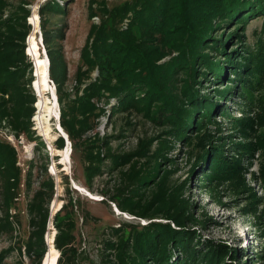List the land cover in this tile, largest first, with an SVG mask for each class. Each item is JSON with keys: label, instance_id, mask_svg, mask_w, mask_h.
<instances>
[{"label": "trees", "instance_id": "1", "mask_svg": "<svg viewBox=\"0 0 264 264\" xmlns=\"http://www.w3.org/2000/svg\"><path fill=\"white\" fill-rule=\"evenodd\" d=\"M67 4L44 0L37 16L31 15L29 3L5 13L9 5L0 0V129L9 128L15 136L36 142L39 153L45 150V141L34 135L30 121L34 115L43 136L54 119L50 110L42 109H50L53 102L34 36L39 17L48 84L55 88L59 124L70 142L71 159L81 163L87 188L96 177L115 174L117 183L100 194L120 213L146 221L111 228L114 240L103 243L105 255L99 264H236V250L201 241L199 230L211 220L199 219L184 194L187 181L195 178L213 199L228 190L247 195L250 204L258 202L245 175L256 163L257 172L251 175L264 186V39L251 50L243 32L251 18L263 17L264 23V0H128L112 8L90 9L89 18L99 16V22L90 25L71 91L63 48ZM229 26L232 31H226ZM28 35L27 52L36 68L26 54ZM111 100L115 101L111 114L133 109L164 129L153 151L149 141L135 151L118 153L111 145L115 136L96 131ZM228 101L234 103L233 111L222 105ZM197 136L191 177L171 183L175 165L169 155ZM53 146L64 154L63 138L58 136ZM43 160L45 179L28 207L32 231L25 242L35 264L46 250L43 237L54 195V180L45 169L49 159L45 155ZM15 163L14 148L0 139V180L6 196L10 182L19 186ZM63 180L69 185L67 176ZM59 206L54 201L52 211ZM75 207L79 208L77 199L68 198L52 217L56 234L47 235L50 248L43 264H78ZM0 210L7 215L8 208ZM1 219L0 234L11 231L10 222Z\"/></svg>", "mask_w": 264, "mask_h": 264}, {"label": "rangeland", "instance_id": "2", "mask_svg": "<svg viewBox=\"0 0 264 264\" xmlns=\"http://www.w3.org/2000/svg\"><path fill=\"white\" fill-rule=\"evenodd\" d=\"M43 1L5 0L9 5L5 13L21 3H29L30 5L27 7L30 9L31 15L36 14L38 16L37 10ZM125 1L128 0H67V15L64 18L67 23V31L63 48L68 70V91H71L75 85L74 74L81 64L80 51L84 46L90 25L92 23L98 24L99 22V16L89 18L90 9L95 11L101 7L112 8ZM37 19V34L34 36L39 44L38 58H44L45 53L41 42L39 17ZM28 20L29 18L27 19V24ZM263 27V17H254L248 20L243 35L245 36L244 44L251 50L256 47L260 39H264ZM226 31H232L231 26ZM29 35L26 38V52ZM95 75V73L92 74L93 77ZM46 81L48 83V80ZM213 85L214 83L207 85L205 93L208 94ZM47 88L49 96L52 98L54 87H50L48 84ZM54 99L55 107L52 103L50 109H42L44 111L50 110L54 119H56L59 106L57 108L56 97ZM113 104H115V101L111 100L110 104L106 106V114L99 118L96 131L101 136H115L111 145L113 150L118 153L135 151L140 144H148L149 141H151L149 144L150 149L153 151L157 146L158 140L156 139H158L159 134L164 129L148 121L142 114L137 113L133 109L128 112L111 114L109 110ZM222 105H226L231 110L235 108L234 103L230 101L226 104L222 103ZM34 109L36 110L35 107ZM34 119L33 115L30 119L31 130H33L35 136L45 141V150L41 153L36 147V142H31L24 135L15 136L9 128L0 129V139L8 142L14 148L16 153L15 165L20 170L19 186L15 182H10L8 184L10 192L7 196L2 194V183L0 180V209L1 207L8 208L7 215L4 216L3 212H0V218H2L1 220L7 219L11 226V231L0 234V256L2 257L0 264H35V260L29 256L25 247V242L32 231L29 226L31 215L28 207L34 192L38 189L39 182L45 179L42 169L45 163L43 160L45 155L49 159L45 168L46 172L54 180V195L48 206L50 218L46 224V233L43 237L46 250L40 264H43V260L50 248L47 235L56 234L51 221L52 217L63 204L67 203L68 198L77 199L79 203V208L75 207L77 235L75 244L80 252L78 264H99L103 255H105L103 243L114 240L111 235V228L118 227L123 223H139L142 225L146 221H138L127 214L120 213L114 204L100 194L101 191L111 190L117 183L115 174L106 173L96 177L90 188H87L82 175V165L71 159V150H66L65 154L62 155L60 151L54 149L53 143L60 135L56 130V120L52 117L50 118L46 126L49 129V133L42 136L37 130ZM222 126L225 128V123H222ZM210 130L212 132L215 131L214 128ZM228 131L225 128L224 133L227 134ZM198 138L199 136L195 137L188 146L177 145L175 151L169 155L174 159L175 165V173L170 178L171 183H182L191 177L189 170ZM54 156H57L58 160L54 161ZM140 161L143 162L144 160L141 159ZM163 168L164 166L162 165L160 169L162 170ZM256 172L257 164L255 163L249 173L245 175L247 185L258 199L256 203L250 204L247 195L236 196L228 190H221L218 200L213 199L198 186L195 178L187 181V189L184 194V197L194 203V211L199 219L210 218L211 220L203 229L199 230L202 236L201 241L210 240L214 243H222L229 249L236 250L238 255L234 262L236 264H264V186L253 180L251 173ZM63 176H67L69 185L66 186ZM26 179H28L27 183ZM74 186L77 190L73 188ZM54 201L60 202L61 206H59L60 208L55 207L52 211ZM82 213H85V216ZM52 246L54 247L53 243ZM110 260L114 261L113 256Z\"/></svg>", "mask_w": 264, "mask_h": 264}, {"label": "bare ground", "instance_id": "3", "mask_svg": "<svg viewBox=\"0 0 264 264\" xmlns=\"http://www.w3.org/2000/svg\"><path fill=\"white\" fill-rule=\"evenodd\" d=\"M44 53H45V50H44ZM33 60V59H32ZM42 65L44 66V69H43V74H44V78H45V84L46 85H48V83H47V81L46 80H49L50 81V79H49V76H48V59H47V57H46V53L44 54V58L42 59ZM34 67H35V63H34ZM36 68V67H35ZM35 75V74H34ZM33 87H34V83H33ZM34 89H35V87H34ZM36 90V89H35ZM52 91V90H51ZM52 100H53V106L55 107V96H56V93H55V90H54V92L52 93ZM56 127L58 128V130H59V132H61L62 133V135L65 137V135L63 134V131H61V129L59 128V126H58V121H57V116H56ZM57 130V129H56ZM58 130H57V132H58ZM59 132H58V134H59ZM66 147H65V151H64V154H65V152H66V150L67 151H69V143H68V141H67V139H66ZM63 158V157H62ZM66 162V161H65ZM66 166H67V164H65ZM49 244V243H48ZM50 245V244H49Z\"/></svg>", "mask_w": 264, "mask_h": 264}, {"label": "water", "instance_id": "4", "mask_svg": "<svg viewBox=\"0 0 264 264\" xmlns=\"http://www.w3.org/2000/svg\"><path fill=\"white\" fill-rule=\"evenodd\" d=\"M28 24L29 25H31V27H32V29H33V25L30 23V21L28 20ZM41 42H42V40H41ZM26 54H28V52H26ZM30 58V60L33 62V67H34V61L32 60V58L31 57H29ZM34 74H35V72H34ZM34 77H35V75H33ZM32 88H33V90H34V92H35V94H36V98H37V92H36V90L34 89V87H33V84H32ZM54 90H55V88H54ZM34 107H35V105H34ZM57 108H58V106H57ZM57 121H58V126H59V128L61 129V131H63L62 130V128H61V126H60V124H59V108H58V114H57ZM56 129L58 130V128L56 127ZM58 132H59V130H58ZM59 136L61 137V138H63L64 139V142H65V147H66V139L68 140V138H67V135L64 133V131H63V134L65 135V137L62 135V133L61 132H59ZM68 143H69V151L71 150V147H70V142L68 141ZM75 190H77V188L74 186L73 187Z\"/></svg>", "mask_w": 264, "mask_h": 264}]
</instances>
